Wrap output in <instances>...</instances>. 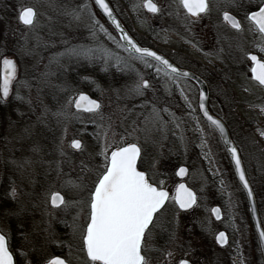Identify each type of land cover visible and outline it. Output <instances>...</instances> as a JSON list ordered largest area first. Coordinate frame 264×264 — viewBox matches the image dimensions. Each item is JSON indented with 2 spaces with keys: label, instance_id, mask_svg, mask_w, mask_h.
Listing matches in <instances>:
<instances>
[{
  "label": "rangeland",
  "instance_id": "374dc122",
  "mask_svg": "<svg viewBox=\"0 0 264 264\" xmlns=\"http://www.w3.org/2000/svg\"><path fill=\"white\" fill-rule=\"evenodd\" d=\"M133 2V4H132ZM142 0H126L123 3L127 16L131 19V27L136 32L140 40L149 38V25L145 22V17L154 22V16L151 13H145L142 8L136 9L134 4L141 3ZM16 3V4H15ZM0 0V63L4 57L12 58L17 64V80L13 81L10 93V103H2L4 109L0 110V187L2 183H7V189L0 195V231L9 236V244L14 256H21V252H30L33 242L42 243L38 248L35 264H41L42 260L53 252L54 245L46 242V233L43 231L47 227V217L43 216L39 208H33L32 204L37 201L38 194L44 187H47L49 180L55 177L53 172L51 177L45 178L47 171V162L62 160V168L67 174L65 179L75 180L77 176H86L85 181L88 188H91L93 182L97 179L103 170L104 158L100 155V150L104 146L103 128L106 122L101 121L99 116L90 113H79V119L72 118L68 123V136L65 141L68 142L79 133L86 146L84 153H72L68 149L70 159L61 157L57 153L56 160H49L43 165L36 166L35 188L29 183L28 178L22 177L16 172L12 165L8 163L11 159H20L24 156H30L34 160H40L42 151L39 154H33L31 147L39 144L41 149L50 147L51 143L43 141V130L38 129L36 114L29 109L27 104H21L15 100V94L19 89L20 94L27 97L28 90L23 87L20 81L33 80L42 72L46 71L45 65L55 54L63 52L65 45L62 39L70 40L73 44H85L94 46L89 33L91 19L89 12L95 13V19L100 21L113 36L102 15L92 6V0ZM19 3L35 6L38 11V22L35 28L28 29L17 23L15 6ZM131 3L132 7L129 6ZM247 6L248 0H243ZM88 4L89 9L85 11L79 21L72 20L65 15V9L76 8L78 5ZM239 18L243 16V9L238 10ZM182 20L180 10L177 11ZM139 14V15H137ZM176 14V13H174ZM169 22V23H168ZM165 27L158 34L152 37L154 44L160 47L166 54L171 55L179 63H199L211 60L220 70V81L216 87L212 86V96H217L219 100L220 115L227 125L231 138L234 143L241 147L243 156V165L247 177L254 190L256 204L260 213L262 222H264V138L257 133V128H264V114L260 111V106H264V89L258 87L250 77L247 76L248 68L244 53L236 48V43L246 52H253L264 60V53L260 52L257 44L262 43L257 36L247 29L245 23V32L237 34L226 25L219 27L218 34L220 42L215 49L202 50L199 45L203 43L204 35L198 29H183L182 25L176 27L174 21H163ZM175 23V24H173ZM194 39L197 44L189 45L184 36ZM100 43L110 50L113 58L110 60V66H115L114 56L128 60L137 72L150 78L154 85V92L149 91L147 99L150 102H156L157 107H167L171 113H175L180 120V128H175L169 124V130L165 133H158L152 130L151 124H145V117L151 113V104L147 107H140L144 101H125L116 97V92L120 91L123 96V90L131 85L137 78L136 72H131L121 80L117 74L109 70L103 71V63H88L82 61L77 64L65 58L62 63L68 67L66 74H61L55 65L52 71L56 72L51 77L53 85H60L68 89L64 92L61 88H46L42 93V99L46 105L55 109L64 103L66 96L75 97L80 92L96 93L95 98L100 100L104 107L102 113L107 118L111 113L113 116V132L117 138L125 134L126 129H130L132 121H138L140 131L128 135L121 143H138L142 147V161H139L143 170L150 169L153 157L159 159L158 171L153 177L154 180L163 181V186L171 195H174V189L180 181L175 175V171L180 165L188 168V174L184 181L196 192L198 197L197 206L188 212L178 211V220L174 219L170 210L165 218L173 223V230L177 233L179 239L175 243L167 242L159 247L157 245L158 233L160 228L154 230L149 238L147 247L152 264H177L182 258L191 261H198L202 264H263L260 250L256 244V236L253 232L250 217L248 214V205L245 194L235 178L229 158L221 145L218 135L211 130H204L203 135L207 138V145L204 151L199 146L201 133L197 130V122L202 125L201 118L197 115V95L196 89L182 81H179L180 88L184 89V96L181 95L180 88H177L171 80L161 72L157 75L155 68L147 69L139 61L129 60L128 53L119 47L113 40L108 39L99 33ZM203 38V39H202ZM116 41H119L116 37ZM231 45V47H230ZM223 48L220 58L215 55L208 57L205 53L218 52ZM189 49V51L187 50ZM154 70V71H153ZM160 78V80H157ZM34 82V81H33ZM248 88V91L244 89ZM91 94V93H90ZM34 99L36 97L35 87L31 93ZM185 96L187 101H185ZM137 105L128 119L120 123V113L118 108L125 105L132 108ZM189 104L191 107H189ZM25 113L20 116L17 112ZM195 109V111H193ZM72 113L76 111L72 108ZM165 119H171L165 114ZM95 121V122H93ZM52 127L54 136H60V129L55 121ZM88 126L90 128H88ZM26 128H30L31 135H27ZM50 133V132H49ZM99 134V135H98ZM50 135H52L50 133ZM166 135V139L162 137ZM184 139L181 141L180 136ZM109 141H113V136L109 134ZM115 146V141L109 147V154ZM211 148L215 164L210 165L205 153ZM43 159V157H42ZM87 165V171L82 173L81 162ZM4 179L6 181L2 182ZM15 180L19 187V196L17 200H12L8 195L10 191V181ZM221 181L224 182L223 187ZM72 196L86 199L87 192H72ZM85 201V200H84ZM218 204L223 212L220 220H214L210 214V207ZM85 203L75 209H84ZM23 207V211H20ZM170 204V209H171ZM18 213V214H17ZM65 215L63 210H57L55 220L52 221V228L62 240L63 233L60 232V221ZM70 223V221H69ZM72 225V223H70ZM223 229L229 234L230 242L227 246L218 248L213 243V237L217 230ZM67 243H64L65 257L72 264H83L79 259L81 256L76 246V232L69 227ZM35 240V241H34ZM64 242V240H62ZM36 246V245H35ZM57 247L55 246V249ZM174 253L170 260L165 259L164 250ZM31 253V252H30ZM33 255V254H32ZM200 260V261H199ZM27 263L29 258L27 257ZM32 264V262H31Z\"/></svg>",
  "mask_w": 264,
  "mask_h": 264
},
{
  "label": "snow or ice",
  "instance_id": "6c2138e0",
  "mask_svg": "<svg viewBox=\"0 0 264 264\" xmlns=\"http://www.w3.org/2000/svg\"><path fill=\"white\" fill-rule=\"evenodd\" d=\"M177 4L179 8L184 10V19L188 20L189 24L196 23L211 11L210 0H177ZM92 6L98 7L111 21L114 30L120 34L119 41H116V37L100 24L99 20L95 19V13L89 12V17L92 21L89 25V33L94 46L73 44L70 40L62 39V43L65 45L64 51L50 58L49 64L45 65L46 71L42 72L38 77H34L33 80L25 79L20 81L23 87L28 90L27 97L21 95L19 89H17L14 98L21 104H27L33 114H36L37 109H39V113L36 114V121L45 127L49 126L50 121H55L61 133L57 138V150L61 157L69 159L68 149L72 153L82 154L86 151V146L82 139L79 138V133L68 142L67 147L65 146L69 131V121L72 118L79 119L78 114L80 112L99 116L101 121L106 122V127L103 128L104 146L100 150V155L104 158L103 170L93 182L92 187L88 188L85 183L86 176H77L75 180L65 179L67 174L62 168L64 161L47 162L45 178L51 177L53 172L55 177L49 180L48 186L44 187L40 193H34L38 202H34L32 207L39 208L42 215L48 218L46 221L47 227L43 229L46 233V242L62 249L63 241L52 228V221L56 218L55 213L57 210H63L68 213L71 209L83 205L85 203L83 198H77L70 195V193L87 192L88 219L81 232V250L86 254L88 264H152L147 247L149 238L153 235L155 229L162 227L160 222L170 210L174 219L178 220L179 217L176 215L178 211L188 212L197 206L198 197L196 192L192 191L184 183H180L176 187L175 195L170 196L163 186V181H156L153 178L158 171L159 159L157 157H153L150 169L142 170L138 166V161H142V147L138 143H121L128 135L140 131L138 121H132L130 129H126L125 134L119 135L117 138L113 132V116L116 113L113 112L105 118L102 113L104 105L100 100L92 99L84 93H79L75 97L66 96L64 103L60 107L53 109L44 103L42 93L46 88L51 87L61 88L62 91L68 92L67 88L53 85L51 82V77L56 75V72L51 70L53 65L57 67L62 75L67 73L68 67L62 63L65 58L70 62L69 66L71 62L77 64L82 61H87L90 64L102 62L104 65L102 70H108L113 55L109 49L100 43L99 33H103L105 37L115 41L119 47L123 48L128 53L129 60L139 61L147 69L155 68L157 75L163 72L177 88H180L179 81L181 79H191L193 74L182 71L156 51L140 46L122 27L114 14L109 0H94ZM89 7L90 5L83 4L78 5L76 8H66L65 15L71 17L74 21H79ZM133 7L136 9L143 8L153 15H158L162 11L154 0H142L141 3L134 4ZM217 7L221 13V24L217 27L226 25L231 30H234L235 33L241 34L245 32L246 23L248 31L255 34L257 39L262 42L257 44V47L260 52L264 53V0H248L247 6L243 3V0H219ZM239 9H243L242 18H238L240 16ZM15 11L18 24L28 29L35 28L39 15L35 6L19 3L15 6ZM121 41L123 43H120ZM219 42L218 34L217 43ZM236 48L244 53L246 60L251 62V80L258 87L264 89V60L258 58L255 54L246 52L239 41L236 43ZM223 51V48H221L218 52H209L205 53V55L208 57L215 55L219 59ZM114 59L117 70H131L136 72L137 77L131 85L126 86L123 90V96H121L120 91L116 92L117 99L123 98L125 101L142 100L144 103L139 105L140 107H147L151 104V113L145 117V124H151L152 130L158 133L166 134L170 123L175 128H180V120L175 113H171L167 107H157L156 102L148 101V92H154L152 80L137 72L128 60L122 59L118 55L114 56ZM16 80V61L4 57L2 60V75H0V103H10L9 97L13 81ZM33 87L36 90L35 101L37 103H35V106L31 95ZM244 90L248 91L249 89L245 88ZM180 92L184 96L183 88H180ZM208 99L207 92L201 89L198 97L199 111L203 113L211 131L214 134L218 133L225 151L230 156V162L234 165L235 175L238 177L239 184L246 191L248 199L254 202V190L243 165L241 147L229 138L223 119L216 118L209 113L206 107ZM185 101L188 102L186 96ZM73 107L76 109L75 113L71 112ZM135 107L137 105L133 104L132 108L125 105L123 108L117 109L120 113L119 120L121 124L128 119ZM189 107H191L190 104ZM260 111L264 114V106H260ZM17 112L20 116L25 115L19 109H17ZM165 114L171 119H165ZM197 130L201 133L199 146L203 152L208 141L203 135L204 129L199 127V122H197ZM25 132L27 135H31L30 128H26ZM110 133L113 136V141H115V146L109 154V147L113 142L109 141ZM257 133L261 138H264V128L258 127ZM166 138V135L162 137V139ZM180 139L183 141V135L180 136ZM31 151L33 154H39L42 149L39 144H34L31 147ZM205 158L208 159L210 165L215 164L211 148L205 153ZM8 163L13 166L19 175L28 178L29 183L35 188L36 166L43 165L45 161L42 158L34 160L30 156H24L20 159H11ZM80 171L82 173L87 171V165L83 161L81 162ZM187 174L188 169L183 166H179L178 170L175 171V175L181 178ZM223 184L224 182L221 181L222 187ZM19 191L15 180H11L8 195L12 200L18 199ZM170 204L172 206L171 209ZM23 210V207H21L20 211ZM210 211L217 220L222 219L219 207H213ZM77 218L78 216L73 217L72 225H67L66 221H61V223L71 227L75 233L79 230V225L76 223ZM261 223L257 224L258 229L261 228ZM259 235L264 240V229L260 230ZM168 239L170 243H175L179 239L175 230L168 233ZM215 240L221 246L228 243L227 235L223 231L216 235ZM164 252L167 260H170L174 255L172 251L167 249ZM21 255L27 259V253L21 252ZM0 264H18L9 244V236L3 231H0ZM41 264H69V260L61 254L49 252ZM178 264H191V261L182 258L178 261Z\"/></svg>",
  "mask_w": 264,
  "mask_h": 264
},
{
  "label": "flooded vegetation",
  "instance_id": "af4514ba",
  "mask_svg": "<svg viewBox=\"0 0 264 264\" xmlns=\"http://www.w3.org/2000/svg\"><path fill=\"white\" fill-rule=\"evenodd\" d=\"M109 2H110V5L113 7L114 13L118 16L119 20L122 22V24L125 26V28L129 31V33L137 40V42L141 46H147V47L153 48L156 51L164 54L175 65H177L178 67H180L182 69H186V70L193 72L194 74H196L199 78H201L205 82V84L207 86V91H208L207 95L209 97V99L206 101V107L208 108L209 113L211 115H213L217 118H222L220 115V112H219V110H220L219 100H218L217 96H215V95L212 96V93H213L212 86L214 85V87H216L217 83L220 81V70L217 69V66L214 63H211L210 60H208L207 62L199 61V63H189V64L179 63L175 58H173L171 55L166 54L160 47L155 45L153 39H151L152 37L158 36V34L164 29L165 25H164L163 21H166V22L169 20L173 21V22L175 21L176 27L179 25H182L183 29L189 30V26H190L189 21L184 19L185 12L182 8L178 7L177 0H154V2L157 3L161 7L162 11L156 17L154 16L155 19H154L153 23L151 22V19L149 20V18L145 17L144 21L148 23L149 28H150L149 38L145 37V38H147L145 40H140L137 37L134 29L131 27V23H130L131 19L128 17L129 15L127 16L126 11H125V7L123 5V3H126V0H109ZM218 2H219V0H210V5H211L210 13L206 16H203V18L198 20L196 23L191 24L192 29L194 27V28L198 29L199 31H201L204 35V39L202 38L203 43L199 45L200 49L203 48L202 50H205L204 49V47H205L206 49H211V51H213L217 45V39H218V30L217 29L219 28L217 26L221 24V13L217 7ZM132 4H133V2H132ZM129 6L132 7L131 3L129 4ZM142 10L145 13H149L143 8H142ZM178 10H180V12H182V14H181L182 20L181 21H180V16L177 17V11ZM174 13H176V14H174ZM137 15H139V14H137ZM103 19L105 20L108 28L110 30L113 29V27L108 22V20L105 18H103ZM193 19H195V18H193ZM173 24H175V23H173ZM184 37H185V41L188 44V46L193 45V44L194 45L197 44V42L194 39H192L186 35ZM189 41H190V43H189ZM187 51H189V49ZM246 67L248 68L247 76L250 77V68H251V62L250 61L247 62ZM157 80H160V78H158ZM180 81H182L184 83H188L196 89L197 115L201 118V121H202V125H199V127L203 128L204 130H206V129L211 130L208 127L207 121L204 118L203 113L199 111V107H198L199 89H198L197 83L192 79H181ZM84 200H85V206H84V209L80 211V214L78 212L80 209L77 210V209L73 208L68 213H65V215L61 218V221H66L67 225H70V223L73 224V217L78 216L76 223L79 225V230L76 231L77 243L74 246H76L77 252L81 255L79 257V259H81L83 261V264H88L86 254L81 250V248H82L81 232H82L83 227L86 225V222L88 219V210H87V206H86L87 197ZM258 213H259V210H258ZM259 218H260V222H262L261 217H260V213H259ZM61 221H60V232L63 233L62 240H64V242H63V244H64V243H67V240H68L67 233H68L69 227L65 223H61ZM69 221H70V223H69ZM250 221H251V225H252V229H253L252 220L250 219ZM261 225L264 229V223H261ZM33 244L34 245L30 246L31 247V250H30L31 253L27 252V251H23V252L27 253V257L29 258V262H32V264H35V261H37L36 255H38V253H39L38 248L41 247L42 243L39 244V242L36 241V242H33ZM256 244H257V247L259 248V245L257 242H256ZM259 250H260V248H259ZM53 251L55 254H64L65 249H64V246L62 247V249L61 248L55 249V245H54ZM260 255H261V251H260ZM16 258H17V256H16ZM261 258L263 259L262 255H261ZM18 259H19L18 264H29V263H27L28 261H27V259H25V257L23 255L18 256ZM69 264H72V263L69 262Z\"/></svg>",
  "mask_w": 264,
  "mask_h": 264
},
{
  "label": "trees",
  "instance_id": "16d2710c",
  "mask_svg": "<svg viewBox=\"0 0 264 264\" xmlns=\"http://www.w3.org/2000/svg\"><path fill=\"white\" fill-rule=\"evenodd\" d=\"M14 3L16 0H12ZM16 4V3H15ZM2 13H0L1 15ZM1 18V16H0ZM1 20V19H0ZM112 66V65H111ZM109 66V70L111 72H113V74H117V78L118 79H121L123 80L127 74L131 73L132 71L131 70H126V71H119L117 70V68L115 66L111 67ZM91 95H96V93H94L93 91L90 92ZM5 107L2 103H0V110H3ZM54 126V123H49V126L48 127H45L43 124H40L38 123V129L39 130H43L44 131V134H43V141L44 142H50L51 143V146L50 147H46V148H43L42 149V156L41 158L43 157V160L45 162L49 161V160H56V156H57V153H58V150H57V136H54V129L52 128ZM88 128H90L88 126ZM51 129V130H50ZM52 135H50V133ZM139 166L141 167V165L139 164ZM6 181V179H4L2 182ZM7 189V183H2L1 187H0V195H2L3 193H5L4 191H6ZM167 218V217H166ZM165 217L162 219V221L160 222L162 227L160 228L159 230V233H158V240H157V245L159 247H162V245H164L166 242L167 244H169V239H168V233L170 231H173V223H171V221L167 220ZM166 230V231H165ZM218 264H221L220 261L218 262Z\"/></svg>",
  "mask_w": 264,
  "mask_h": 264
},
{
  "label": "water",
  "instance_id": "95a60500",
  "mask_svg": "<svg viewBox=\"0 0 264 264\" xmlns=\"http://www.w3.org/2000/svg\"><path fill=\"white\" fill-rule=\"evenodd\" d=\"M93 2H94V0H92ZM98 8V7H97ZM98 10L100 11V13L108 20V18L103 14V12L98 8ZM115 14V13H114ZM116 15V14H115ZM116 17H117V19L119 20V18H118V16L116 15ZM109 21V20H108ZM120 21V20H119ZM109 23L112 25V23H111V21H109ZM120 23H121V21H120ZM121 25H122V27L125 29V31L126 32H128L127 31V29L124 27V25L121 23ZM112 27L114 28V26L112 25ZM116 31V30H115ZM117 32V34H118V36L120 35L119 34V32L118 31H116ZM129 33V32H128ZM129 35H131L130 33H129ZM135 40V39H134ZM136 41V40H135ZM137 42V41H136ZM121 43H123L122 41H121ZM138 43V42H137ZM142 47H144V46H142ZM146 48H149L150 50H153V51H156V50H154V49H152V48H150V47H146ZM158 54H160V55H163V54H161L160 52H158V51H156ZM252 54V53H251ZM164 56V55H163ZM165 57V56H164ZM8 58V57H7ZM166 58V57H165ZM10 59H12V58H10ZM166 59H168V58H166ZM169 60V59H168ZM169 62L170 63H172V64H174L173 62H171L170 60H169ZM175 65V64H174ZM181 69V68H180ZM182 71H187V72H190V73H192L191 71H188V70H185V69H181ZM193 74V76H192V80H194L196 83H197V85H198V89H199V91L201 90V89H203V90H205L206 92H207V86H206V84H205V82L201 79V78H199L197 75H195L194 73H192ZM0 75H2V62H1V71H0ZM80 93H84V94H86V95H88L89 97H91L92 99H96V98H94V97H92V96H90L88 93H86V92H80ZM199 97V96H198ZM74 108V107H73ZM75 109V108H74ZM215 117V116H214ZM217 118V117H216ZM228 130V129H227ZM229 133V132H228ZM218 134V133H217ZM219 136V135H218ZM229 138H230V135H229ZM231 139V138H230ZM221 141V140H220ZM221 143H222V145H223V142L221 141ZM223 147H224V145H223ZM225 149V148H224ZM228 157H229V159H230V156L228 155ZM231 165H232V168H233V170H234V173H235V169H234V165L231 163ZM181 166H183V167H186L185 165H181ZM187 168V167H186ZM178 170V169H177ZM236 176V175H235ZM178 178H180V179H182L181 177H179V176H177ZM185 177V176H184ZM183 177V178H184ZM236 179L238 180V177L236 176ZM238 182H239V180H238ZM180 183H184L187 187H189L186 183H185V181H180L178 184H180ZM177 184V185H178ZM177 185H176V187H177ZM241 186V185H240ZM242 187V186H241ZM190 188V187H189ZM191 189V188H190ZM243 189V188H242ZM166 190V189H165ZM192 190V189H191ZM193 191V190H192ZM243 191H244V193H245V195H246V199H247V203H248V208H249V215H250V218H251V220H252V224H253V227H254V231H255V234H256V236H257V239H258V243H259V246H260V249H261V253H262V257H263V261H264V240H262L261 239V237H260V235H259V232H260V230H262L263 228H262V226H261V228L260 229H258L257 228V224L258 223H260V220H259V215H258V211H257V206H256V202H255V197H254V202L253 201H250L249 199H248V197H247V194H246V191L243 189ZM175 192H176V188H175V190H174V195H175ZM213 207H219L218 205H213L211 208H213ZM210 208V209H211ZM220 208V207H219ZM221 209V208H220ZM210 213H211V211H210ZM211 215H212V213H211ZM221 216H222V212H221ZM212 217L215 219V220H217L216 218H215V216L214 215H212ZM221 231H223V232H225L226 233V231L225 230H219V231H217L216 233H215V235H214V241H215V243L218 245V246H220V247H223V246H221L220 244H218L217 242H216V240H215V237H216V235H218L219 234V232H221ZM226 235H227V233H226ZM227 238H228V236H227ZM225 246V245H224ZM196 264H198V263H196Z\"/></svg>",
  "mask_w": 264,
  "mask_h": 264
}]
</instances>
